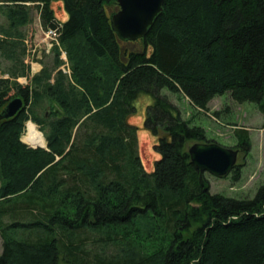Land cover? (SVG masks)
<instances>
[{
    "label": "trees",
    "instance_id": "obj_1",
    "mask_svg": "<svg viewBox=\"0 0 264 264\" xmlns=\"http://www.w3.org/2000/svg\"><path fill=\"white\" fill-rule=\"evenodd\" d=\"M53 2L62 3L64 21ZM30 6L43 31L58 29L68 75L54 47L52 68L31 76L20 32ZM118 10L117 0H0V59L10 62L1 70L0 113L23 101L0 120V264H264V185L251 199L211 194L204 177L202 186L188 144L210 141L162 93L205 114L228 93L255 104L264 129V0H163L135 42L114 33ZM142 95L151 99L144 127L159 156L151 172L127 122ZM27 122L44 137L28 140L45 148L22 138ZM235 137L231 148L246 157L248 131ZM86 241L102 248L92 263Z\"/></svg>",
    "mask_w": 264,
    "mask_h": 264
},
{
    "label": "rangeland",
    "instance_id": "obj_2",
    "mask_svg": "<svg viewBox=\"0 0 264 264\" xmlns=\"http://www.w3.org/2000/svg\"><path fill=\"white\" fill-rule=\"evenodd\" d=\"M50 7L58 21H64L66 19V13L61 2H53ZM29 14L30 22L21 28L20 32L24 35L25 56L23 57V60L25 64L30 67L32 76L37 69L40 71L42 67H47L49 69L52 68L53 48L55 46H53L51 50L48 49L49 41H46L44 31L41 28L38 9L34 6H30ZM0 23H4V19L1 17ZM120 46L123 51H138L141 49L140 44H121ZM57 48L60 52L59 58L63 62L60 69L63 73L68 75L69 66L66 55V61L64 62L61 59V53L64 52L60 47ZM0 62L1 77V70L6 69V67L10 65V62L2 59H0ZM2 77L6 78L7 76ZM17 81L21 85L27 84L25 78H19ZM162 93L168 95L170 101L176 105L183 120H189L191 126H198L204 130L205 138L207 141H210V143H216L222 147L231 148L236 144V129H245L248 131L251 150L246 157L241 155L238 156L237 162L242 164L239 181L232 180L231 174L225 178H216L205 173L203 177L209 185V192L211 194H220L235 199H251L255 195L257 189L261 185H264L263 117L257 106L252 103H234L230 99L229 94L226 93L223 96L215 97L208 106L209 112L205 114L194 109L188 100L181 95H172L166 90H163ZM150 104V97L145 95L140 96L134 103L135 112L127 118L128 124L137 128L138 154L141 164L146 172H151L153 170L154 162L159 158L154 150L155 138L144 127L146 108ZM216 111L221 112L218 119L211 116L212 113ZM29 127H31V133ZM33 134H37L38 137L33 136ZM22 138L24 140L26 138L27 140L30 139L41 143L44 137L34 124L27 122ZM22 138L21 140H23ZM32 145L34 147H45L46 144L44 142V145L42 146ZM191 145L192 143H189L188 147ZM85 245L87 250H90L89 252L91 254L93 253L90 256L89 263H92L91 261L96 259V257H101L102 248L100 247V244L97 245L96 242L93 243L86 241ZM1 252L2 241L0 239V254ZM112 252L113 250H111V253Z\"/></svg>",
    "mask_w": 264,
    "mask_h": 264
},
{
    "label": "water",
    "instance_id": "obj_3",
    "mask_svg": "<svg viewBox=\"0 0 264 264\" xmlns=\"http://www.w3.org/2000/svg\"><path fill=\"white\" fill-rule=\"evenodd\" d=\"M117 4L119 10L110 18L114 33L120 41L135 42L144 38L153 26L162 12L163 0H117ZM22 108V99H12L0 113V120L12 118ZM188 155L199 172L200 184L204 186L205 173L216 178H225L231 173L237 164L239 150L216 143H194L188 148Z\"/></svg>",
    "mask_w": 264,
    "mask_h": 264
},
{
    "label": "built area",
    "instance_id": "obj_4",
    "mask_svg": "<svg viewBox=\"0 0 264 264\" xmlns=\"http://www.w3.org/2000/svg\"><path fill=\"white\" fill-rule=\"evenodd\" d=\"M44 36L46 38V41H49L48 43V49L51 50L53 46L59 47L57 38H58V29H48L44 31ZM61 59L65 62V54L61 53Z\"/></svg>",
    "mask_w": 264,
    "mask_h": 264
},
{
    "label": "bare ground",
    "instance_id": "obj_5",
    "mask_svg": "<svg viewBox=\"0 0 264 264\" xmlns=\"http://www.w3.org/2000/svg\"><path fill=\"white\" fill-rule=\"evenodd\" d=\"M29 131L32 132L31 127H29ZM33 136L38 137L37 134H33Z\"/></svg>",
    "mask_w": 264,
    "mask_h": 264
},
{
    "label": "crops",
    "instance_id": "obj_6",
    "mask_svg": "<svg viewBox=\"0 0 264 264\" xmlns=\"http://www.w3.org/2000/svg\"><path fill=\"white\" fill-rule=\"evenodd\" d=\"M38 71H39V69L35 70V73H37ZM33 73H34V72H33ZM35 73H34V74H35ZM209 104H210V103H209ZM209 104H208V106H209Z\"/></svg>",
    "mask_w": 264,
    "mask_h": 264
}]
</instances>
